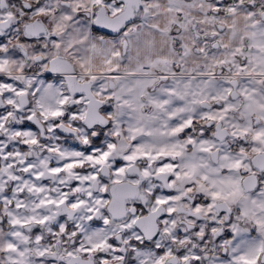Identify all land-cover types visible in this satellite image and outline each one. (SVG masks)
<instances>
[{"label": "clouds", "instance_id": "obj_1", "mask_svg": "<svg viewBox=\"0 0 264 264\" xmlns=\"http://www.w3.org/2000/svg\"><path fill=\"white\" fill-rule=\"evenodd\" d=\"M0 264H264V0H0Z\"/></svg>", "mask_w": 264, "mask_h": 264}]
</instances>
